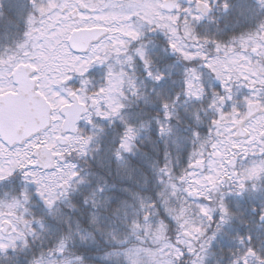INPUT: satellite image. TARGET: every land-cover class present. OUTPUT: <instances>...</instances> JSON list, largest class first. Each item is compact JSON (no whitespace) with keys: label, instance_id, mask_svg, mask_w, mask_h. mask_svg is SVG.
<instances>
[{"label":"snow or ice","instance_id":"snow-or-ice-1","mask_svg":"<svg viewBox=\"0 0 264 264\" xmlns=\"http://www.w3.org/2000/svg\"><path fill=\"white\" fill-rule=\"evenodd\" d=\"M185 4L0 0V186L13 189L0 193V264H146V244L152 264H209L214 249L215 264H264V0ZM130 97L157 106L160 137L178 103L200 108L184 159L165 151L151 195L114 202L79 161L105 152L128 168L152 123ZM150 228L166 239L151 244Z\"/></svg>","mask_w":264,"mask_h":264},{"label":"trees","instance_id":"trees-1","mask_svg":"<svg viewBox=\"0 0 264 264\" xmlns=\"http://www.w3.org/2000/svg\"><path fill=\"white\" fill-rule=\"evenodd\" d=\"M182 3H185L182 0ZM224 21L221 20V27H223ZM210 30H214V26H211ZM182 71V65H177L173 70V78H177ZM98 70L95 69V82L98 83ZM137 78L142 79V74L139 69L135 73ZM177 85L168 86V91L171 93ZM235 87V86H234ZM150 85H145L141 88L142 91L148 93ZM244 89H239L240 93H243ZM149 98H153L151 93H148ZM128 103V111L138 113L140 118L145 121H152V116L158 111L155 104H145L143 101H136L135 98L130 97ZM200 105L192 102H182L176 105V112L178 114L179 123L176 122V118L172 121L173 132H177V135H170L168 137H160L155 134L154 121H152L150 127L146 130H141L140 140H137L138 150L134 156H128L126 159L129 161L127 169L121 168L117 162L111 157L110 154L101 152L98 158H90L88 160L79 161L80 167L84 170L91 184L86 186L91 188L97 182L102 183L105 188V194L110 197L114 202L120 200H128L130 203L134 202V194H139L142 197H148L151 195L157 187L155 177V168L158 163L163 161V153L165 151L171 154V159L175 164L178 159L183 160L185 154L191 149L190 132L188 124L190 123V114L198 111ZM115 134V129L109 130V135L105 138L111 140ZM176 141V143H174ZM180 147H177V144ZM13 192L11 187L0 186V193ZM84 191L83 188L78 189L76 193L72 195V200L79 209L80 194ZM3 198V197H0ZM38 211V210H37ZM66 214L72 217L73 220L82 218L79 210H66ZM108 215V213H106ZM163 239L166 236L163 232ZM224 242L221 241V244ZM103 251V249H101ZM215 256H210L209 264H215V261L220 258L221 253L219 250L214 249ZM226 256V253L224 254ZM93 260V264H96L95 257H90Z\"/></svg>","mask_w":264,"mask_h":264},{"label":"rangeland","instance_id":"rangeland-1","mask_svg":"<svg viewBox=\"0 0 264 264\" xmlns=\"http://www.w3.org/2000/svg\"><path fill=\"white\" fill-rule=\"evenodd\" d=\"M185 1V0H184ZM182 6H186L185 3L182 4ZM95 69H98V83L101 82V78H102V70L99 68H94L93 71H95ZM130 100V98H129ZM129 102V101H128ZM173 135H177V132H173ZM141 137L139 136L140 140ZM179 144H181L179 142ZM148 231L150 232L149 235V241L151 242V244H160L161 241H163V231L160 230L159 228H150L148 229ZM143 251L145 253V255L148 257V260L146 262V264H152V262L156 259L157 255H158V250H153L149 245H144L143 246ZM209 262H210V257H209Z\"/></svg>","mask_w":264,"mask_h":264},{"label":"water","instance_id":"water-1","mask_svg":"<svg viewBox=\"0 0 264 264\" xmlns=\"http://www.w3.org/2000/svg\"><path fill=\"white\" fill-rule=\"evenodd\" d=\"M83 41H84V45L86 46V44H87V40H88V37H83V38H81Z\"/></svg>","mask_w":264,"mask_h":264},{"label":"flooded vegetation","instance_id":"flooded-vegetation-1","mask_svg":"<svg viewBox=\"0 0 264 264\" xmlns=\"http://www.w3.org/2000/svg\"><path fill=\"white\" fill-rule=\"evenodd\" d=\"M31 207H32L33 210H36V207L35 206L31 205Z\"/></svg>","mask_w":264,"mask_h":264}]
</instances>
